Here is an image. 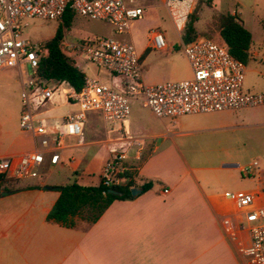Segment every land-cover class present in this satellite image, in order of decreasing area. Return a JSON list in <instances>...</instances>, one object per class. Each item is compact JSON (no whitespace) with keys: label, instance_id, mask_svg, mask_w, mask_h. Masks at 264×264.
<instances>
[{"label":"crops","instance_id":"crops-1","mask_svg":"<svg viewBox=\"0 0 264 264\" xmlns=\"http://www.w3.org/2000/svg\"><path fill=\"white\" fill-rule=\"evenodd\" d=\"M241 21L244 25L243 18ZM148 44L152 47L150 40ZM145 51L140 53L142 77L147 83H156L144 76ZM79 58L71 60L85 77L90 76ZM100 70L97 68V74ZM92 77L101 79L99 75ZM110 83L119 87L120 79L111 78ZM132 102L143 106L139 101ZM257 108H262L264 114V106ZM39 110L40 116L57 129L63 127L64 117L76 111L77 106L55 94ZM230 112L159 118L162 128L150 133H143L129 115L125 130L130 135L145 137L140 161L133 159V150L127 147L129 141L120 140V123L105 121L96 111L87 112L83 144H77L76 136L65 134L56 164L46 160L41 176L39 169L34 178L16 179L5 189L0 186V264H243L220 226L222 217H229L236 224L240 214L225 194L229 189L242 188L254 195L255 205L264 206V178L256 164L252 183H238L243 166L227 140L244 126L231 122L226 114ZM89 113L103 121L105 138L86 140L85 124L92 118ZM33 144L29 132L11 135L2 139L0 156L12 157L15 164ZM97 144L106 146L94 147ZM126 149L128 162L134 168L131 188L141 190L143 183H150L147 190H141L132 199L113 200L90 225L79 222L68 226L46 218L59 192L43 186L67 184L48 183L52 175L62 178L69 170V182L97 185L106 160ZM239 234L247 243V233Z\"/></svg>","mask_w":264,"mask_h":264},{"label":"built area","instance_id":"built-area-1","mask_svg":"<svg viewBox=\"0 0 264 264\" xmlns=\"http://www.w3.org/2000/svg\"><path fill=\"white\" fill-rule=\"evenodd\" d=\"M161 1L180 35L199 0ZM132 4V0H0V67H14L20 72L23 66L31 69L21 81L19 128L31 133L34 141L33 148L22 153L15 164L12 157L0 156V180L34 178L46 160L56 164L65 134L76 136L77 144H83L82 129L89 111L98 112L105 121L120 123V140L129 141L127 147L133 150V159L140 161L145 137L130 135L124 128L132 101H139L158 118L170 119L264 106V92L243 90L245 64L231 55L226 44L205 37L182 43L191 77L147 83L142 77L141 55L132 42L105 36L74 40L63 34L61 51L65 57H81L99 70H107L120 78V86L110 87L99 77L86 76L82 88L76 91L65 81L48 83L39 79L36 69L40 57L47 54V46L22 37L23 19L61 20L69 9L108 22L121 34L129 31L131 22L141 19L145 11ZM148 36L153 48L166 46L159 30H151ZM55 94L77 106L76 111L64 117L63 127L57 129L40 116L39 110ZM256 164L241 167V172L245 176L253 174ZM133 169L127 149L115 152L103 165L101 183L110 188L124 184L130 179L126 173ZM225 195L240 214L236 224L229 217L221 218L223 234L234 244L243 264H264V206L255 205L254 195L248 191H228ZM241 232L247 233V243L240 237Z\"/></svg>","mask_w":264,"mask_h":264},{"label":"rangeland","instance_id":"rangeland-1","mask_svg":"<svg viewBox=\"0 0 264 264\" xmlns=\"http://www.w3.org/2000/svg\"><path fill=\"white\" fill-rule=\"evenodd\" d=\"M125 1L129 2V0ZM132 5L142 6L145 11L141 19L131 22L129 31H124L121 34H115L113 25L108 22L74 14L69 28L64 27L61 20L38 17L25 18L23 19L22 37L28 42L43 44L54 36L58 27H61L62 30L65 29L67 37L74 40L95 36L111 37L132 42L139 54L146 49L143 60V73L148 81L158 82L191 77V68L182 51V39L185 32L183 31L179 35L175 30L167 10L161 4V0H133ZM224 12H234L241 19L243 18L245 28L251 33L250 57L244 63L243 90L245 92H264V0L199 1L192 12L197 20L193 24L195 36L191 40L205 37L211 38L217 44L225 45L217 27L218 16ZM154 29L163 34L166 47L162 49L147 47L150 40L148 34ZM79 59H81V64L85 66L83 68L86 69L87 75H99L102 81L110 87H112L111 78L120 79L118 76L111 75L105 69H101L97 74L95 65L86 63L82 58ZM30 71L31 69L28 66H23L21 69L22 77L27 78ZM20 87L21 77L18 69L0 67V149L3 148L1 145L2 139L25 133L19 128V118L22 110ZM226 114L231 122L244 126V128L237 129L230 135L227 145L238 156L237 160L242 166H248L256 161V169H261V175L264 178L263 109L249 107ZM88 115H92V118H89L85 124L84 134L86 140L105 138V132L101 129L104 128L101 118L94 113ZM130 118L136 122L143 133H150L162 128L159 118L138 102H132ZM105 146L106 144L94 145L98 148ZM45 165L46 163L40 168V176L44 173ZM65 171L67 173L65 172L61 176L62 178L52 175L48 183L65 184L67 182V184H70L74 182L73 180L68 181V178L71 179L72 174L69 170ZM251 175L240 174L238 183L242 185L251 184ZM93 180L96 181V175ZM229 190L237 191L242 190V188Z\"/></svg>","mask_w":264,"mask_h":264},{"label":"trees","instance_id":"trees-1","mask_svg":"<svg viewBox=\"0 0 264 264\" xmlns=\"http://www.w3.org/2000/svg\"><path fill=\"white\" fill-rule=\"evenodd\" d=\"M73 15V11L69 9L64 12L61 19L64 27H70ZM196 20V16L191 13L184 29L183 42H189L195 36L193 24ZM217 27L231 55L246 63L250 57L251 33L244 27L241 19L235 14L224 12L218 16ZM62 37L63 30L58 27L54 36L46 42L47 54L40 57L36 73L39 79L45 82L65 81L74 90L79 91L84 84L85 73L62 53ZM126 175L132 178L131 172ZM11 181L16 180H0V186L5 189L6 184ZM132 186L134 181L130 179L124 184L111 187L120 191L118 195L109 193L110 187L101 182L94 186H84L74 181L57 186L55 190L59 192V196L46 218L68 226H75L79 222L90 225L98 220L113 200L134 198L131 193ZM150 186V183H143L140 188L145 191Z\"/></svg>","mask_w":264,"mask_h":264},{"label":"water","instance_id":"water-1","mask_svg":"<svg viewBox=\"0 0 264 264\" xmlns=\"http://www.w3.org/2000/svg\"><path fill=\"white\" fill-rule=\"evenodd\" d=\"M43 189H56L55 186H50V185H45L43 186ZM140 189L136 188V187H133L131 188V193L133 196L137 195L138 193H140ZM108 192L111 193V194H114V195H118L120 194V191L114 189V188H109L108 189ZM6 193V192H5ZM4 194V193H3Z\"/></svg>","mask_w":264,"mask_h":264}]
</instances>
